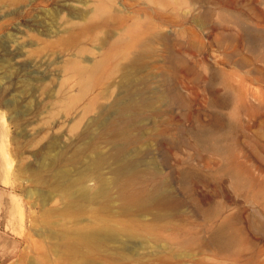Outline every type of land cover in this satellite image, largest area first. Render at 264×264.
Wrapping results in <instances>:
<instances>
[{
  "label": "rangeland",
  "instance_id": "374dc122",
  "mask_svg": "<svg viewBox=\"0 0 264 264\" xmlns=\"http://www.w3.org/2000/svg\"><path fill=\"white\" fill-rule=\"evenodd\" d=\"M104 20L164 35L138 33L130 51L124 156L135 189L163 184L172 200L124 213L111 188L104 217L135 234L99 232L94 249L77 237L97 203L75 220L70 195L96 187L78 181L92 161L106 180L117 168L118 130L94 119L123 120L124 61L93 92L76 72L124 50L120 34L102 46L84 30ZM0 264H264V0H0Z\"/></svg>",
  "mask_w": 264,
  "mask_h": 264
},
{
  "label": "bare ground",
  "instance_id": "6f19581e",
  "mask_svg": "<svg viewBox=\"0 0 264 264\" xmlns=\"http://www.w3.org/2000/svg\"><path fill=\"white\" fill-rule=\"evenodd\" d=\"M128 24L131 25L132 29L129 28ZM77 23H67L65 24V29L69 33L70 38L76 39V28ZM135 26L140 27V29H134ZM157 23L155 25H149L147 23H111L110 21H100V22H91L85 23L84 30L87 32H92L95 35L101 33L102 36L98 37L101 45H108L109 40L116 34H120L122 37L117 40L116 44H123V49H109L105 53L102 61H98L92 64L91 67L80 65L76 66V72L80 77V82L82 85L83 91H94L95 88L99 86L101 77L107 73V76L112 78L110 71L111 60H117L122 58L124 61L125 75L123 81H121L118 86H120V94H124L125 102L127 105L122 106V95L116 99V109L117 114L123 116V120L120 123H111L109 119L103 118L102 113L99 114L95 119V124L101 128V130H111L113 128L118 130L117 133L111 134L108 138V141L113 144V147L116 150L114 160L117 163V168L115 169L114 177L111 180H106L102 178L99 174L98 166L99 162L97 160L92 161V169L90 173L84 174L79 177V182H84L87 180V176H90L95 180L96 187L93 190H76V192L70 195V208L73 213L75 220L81 217V214L84 212L87 205V197L90 195L95 199L97 206L89 207L86 210L90 211L89 221L91 222V230L85 232L77 237V240L84 242L85 244H91L92 248L95 249L94 243L98 242L97 233L102 232L105 235L115 236L120 233L127 234L132 236L135 234V227L131 221L122 220H110L106 219L103 214V210L108 208L113 199L111 193V188L115 189V197L120 201V211L128 213L133 208H142L151 205H167L171 202V195L165 190L163 184H160L154 188H141L135 189V182L138 179L139 172L136 169V161L124 156L126 145L129 141L128 133L126 132V127L132 125L136 121V116L134 108L135 104L133 103V95L127 90L130 85H132V80H130V75L132 72L133 62L135 64L136 60L131 59L129 55L133 49V44L138 43L140 46L143 45L142 41L138 39L137 34L143 33L148 36L149 32H155V38L162 40L164 35L161 34L157 28ZM155 30V31H151ZM127 33H126V32ZM128 34V35H127ZM118 55V58L114 56ZM106 66L107 70L103 71V68ZM122 66V67H123ZM119 68V67H118ZM117 68V69H118ZM110 86H114L113 82H109ZM125 88V89H124ZM95 95V94H94ZM100 93H97V96L91 98V102L95 104L98 102L99 98L101 99ZM154 174L156 171L153 172ZM90 180V179H89ZM82 184V183H81ZM113 192V191H112ZM66 237V236H65ZM64 237V238H65ZM77 241V242H78ZM69 242V241H68ZM71 252L75 251L74 247H71ZM38 260V259H37Z\"/></svg>",
  "mask_w": 264,
  "mask_h": 264
}]
</instances>
